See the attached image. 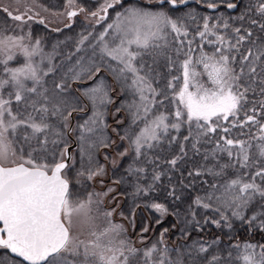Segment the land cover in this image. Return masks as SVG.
I'll list each match as a JSON object with an SVG mask.
<instances>
[{
  "label": "snow or ice",
  "instance_id": "obj_1",
  "mask_svg": "<svg viewBox=\"0 0 264 264\" xmlns=\"http://www.w3.org/2000/svg\"><path fill=\"white\" fill-rule=\"evenodd\" d=\"M189 2L103 0L89 10L77 0H66L63 13L68 28L81 13L98 24L108 19L110 9L121 8L91 47L96 55L99 45L100 59L115 62L116 67H107L121 93L130 97L115 109L126 113L127 126L112 130L120 141H127L118 155L130 157L125 172L135 180L134 195H146L160 181L159 152L175 147L164 160L171 169L189 151L200 158L193 160L187 176L201 178L203 194L195 195L183 211L155 200L145 204L160 214L156 223L167 216L179 223L144 247L124 236L123 225L112 222L115 209L101 207L103 197L115 189L88 192L84 198L72 191L74 184L106 174L96 152L117 143L106 135L109 125L101 110L115 103L109 96L115 89L106 87L103 79L85 89L82 95L93 111L72 128L73 114L86 105L72 94L71 82L95 78L101 66L92 59L82 62L81 56L59 79L47 80L56 72L53 56L44 52L42 38L24 30L30 21L44 25L45 20L26 3L15 10L0 6L17 22L0 28V264H264V243L238 241L220 247L219 237L192 238L193 231L203 233L208 224L220 228L223 222L231 230L233 220L247 225L249 232L264 233V0H250L237 18L247 20V27H233L222 17L215 22L200 17L202 24L191 38L186 21L195 22L197 15H174ZM203 2L208 8L219 6L215 0ZM226 6L234 9L238 4L228 0ZM221 28L230 29L231 35ZM91 35L81 34L77 51ZM18 57L22 63L9 66ZM116 123L124 125V118ZM77 131L78 168L67 141V134ZM112 163L116 165L115 158ZM146 165H152L147 187L140 183ZM72 168L74 177L68 174ZM168 196L180 199L174 188ZM197 209L214 216L198 218ZM101 219L103 228L97 224ZM172 230L181 240L175 246L166 241ZM85 231L87 240L80 238ZM148 231L144 226L142 232Z\"/></svg>",
  "mask_w": 264,
  "mask_h": 264
},
{
  "label": "trees",
  "instance_id": "obj_2",
  "mask_svg": "<svg viewBox=\"0 0 264 264\" xmlns=\"http://www.w3.org/2000/svg\"><path fill=\"white\" fill-rule=\"evenodd\" d=\"M40 4L45 6L49 11L58 12L63 10L66 4V0H37ZM196 2L194 4H191L185 8H179L174 10V15L178 16H184L189 11L194 12L197 15V19L195 22H192L191 20L186 21L190 28V36L191 33H194L196 31V26L198 24H202V20L200 17H207L210 16L213 18L212 22H215L216 18L222 17L223 19L227 20L230 25L233 27L241 26L244 27L248 26L247 20L240 21L237 18L245 12L246 6L250 3V0H230V2L238 3V8L235 12L228 11L226 9V3L228 0H215V2L218 3V11L216 12H209L207 10L206 4L203 2V0H195ZM103 0H77V3L81 4L84 7H87L89 10H95L96 7L100 3H102ZM121 8L118 5L114 9L109 10V22L112 21L115 17V13L117 11H120ZM14 25L12 24L10 18L6 17V14L0 11V28H11ZM33 27V35L35 38L39 37L42 38L43 43H46V47L51 43L57 44V46H54L56 54V58L53 61V64L56 65V72L54 74H50L49 77H47V80H51L53 77L56 79H59L60 75L66 72V68L64 65L67 64L68 60H72L75 56H72V52L74 51V47L77 42L80 39L81 34L87 35L88 33L92 32V29H96V33L103 32L104 25L102 26H96L92 28L91 26H84L76 24L75 26H72L71 28L64 29L61 33H54L51 34L48 29L40 24H35ZM30 30V31H31ZM222 33H226L231 35V30H225L223 28L220 29ZM254 31H258L254 29ZM96 38L95 33L90 39ZM171 40L172 37H169ZM198 40L199 37H196ZM90 41L85 42V47L88 45ZM243 51V49H241ZM3 68L2 65H0V69ZM69 68V67H68ZM101 70H104L101 67ZM101 76H107L109 81L113 82L114 89H120L119 84L112 78H110V74L99 72L98 75L95 76V78H82L80 81L71 82V89L72 94L77 95L81 97V103L82 105H86L85 110L82 112L74 113V125L73 128H75L84 118H86L89 115L90 111V103L88 102L87 98L83 97L82 93H80L82 89V85H90L91 83H94L98 78ZM90 79V80H89ZM96 79V80H95ZM114 93V92H113ZM114 97V94H112ZM112 97V99H113ZM130 99L128 93H124L121 96H118L114 101L115 103L109 104L108 111L107 112V125L109 127L107 128V131L109 132V138L113 140L114 133L111 132L112 126L119 131L122 127L127 126L128 119L126 116V113L124 111H121L118 113V116L113 119L112 114L115 112V109L124 101ZM78 114V115H77ZM124 118V125H119L116 123L117 119ZM114 122V123H113ZM236 129H233L232 135L236 134ZM123 133L121 132V135ZM182 134H186L182 130ZM69 134H67V141L68 144H71V141L69 139ZM116 139H119L117 134L115 135ZM75 138V137H74ZM244 138V137H241ZM76 139V138H75ZM77 143L79 144L78 140L76 139ZM208 147H211L209 145ZM101 148V147H100ZM100 148L96 152V161L98 165L101 166L102 159H101V152ZM113 146L110 148H104L103 152H106L107 150H112ZM127 148V141H124L120 144V148H118L117 152L120 153L124 151ZM76 154L79 152V145L77 149L75 150ZM175 151V147L173 146L172 149H169L168 151L159 152L158 154L161 157V160L159 161V168L157 169L163 175L161 176L160 181L156 182L154 185V190L150 191L146 195H134L135 193V180L133 177L127 176L125 169L127 165L130 163V157H124L121 159V161L114 167L109 175H108V181L110 183H113L116 188V196L120 199V204L118 206L117 212L111 217V220L114 224H121L126 229V232L124 233V236H126L128 239L132 240L137 247H144L145 245H150L152 243H155L160 233L165 228H170V226L174 223H179L174 217L167 216L163 219L161 223H156V220L159 217V213H156L154 210L148 209L145 207V204L148 202H151L155 200L156 202L164 203L169 207L170 210H173L175 208H179L181 211H183L186 206L191 203L192 199L197 194H203L202 189L204 187L201 178L195 177L190 178L187 176V172L192 168L193 160H199L200 158L198 156L194 157L191 151H189L188 156L179 162L176 166V169H171L170 166L164 162L166 158H170L171 154ZM108 152H106V155ZM77 164L76 168L79 167V159L76 158ZM148 168V172L146 174V177H142L140 180V183L143 184L145 187H147L149 184L152 183L151 176H152V165H146ZM69 169L68 172H74V169ZM75 176V175H74ZM73 176V177H74ZM125 177L126 179L122 181L121 183L117 184L115 183L116 180H119L121 177ZM72 177V176H71ZM195 180V183H191L190 181ZM204 179H210L209 177H204ZM96 180V179H95ZM82 181L81 184H74L73 188L75 187H81L83 186L84 194L86 195L88 192H103L101 190H98L94 185V181ZM186 185H190L187 186ZM72 188V189H73ZM175 189V196H178L180 199L175 200V197L168 196V192L170 189ZM104 199V197H103ZM105 210H112L113 207H107L105 206V203L103 201V204L101 206ZM134 213V215H133ZM198 218L202 216H214V213L212 212H206L203 209H197ZM99 227L103 228L105 226L103 220L101 219L99 221ZM144 226L149 227V231L147 233H143L142 229ZM141 236L144 237V242L141 243ZM85 237V238H84ZM81 237V239H89L87 234L85 233V236ZM203 237L205 240H213L217 237L220 239V247H227L230 244H235L236 242H244V241H250L253 243L260 242L264 243V233H261L259 231L249 232L248 226L241 224L239 221L233 220V228L230 230L227 227L223 225L220 228H217L215 225L208 224L205 228V231L203 233H200L198 231H193L192 238H199ZM191 239V238H190ZM166 241L169 244V246H175L179 243H181V240L179 238V234L177 230H172L166 235ZM190 242V241H189Z\"/></svg>",
  "mask_w": 264,
  "mask_h": 264
},
{
  "label": "rangeland",
  "instance_id": "obj_3",
  "mask_svg": "<svg viewBox=\"0 0 264 264\" xmlns=\"http://www.w3.org/2000/svg\"><path fill=\"white\" fill-rule=\"evenodd\" d=\"M25 3L28 4L29 6L33 7V10L35 12H39V14H40L39 18H43L45 20V24L43 26H45L51 34L61 33L62 31H64V29L71 28L72 26H75L76 24H79V25L82 24L84 26L85 25L86 26H91L92 28H94L96 26L104 25V29H105L106 25L108 23L112 22V21L109 22V19H107L106 21H103V22L97 24V23H95L93 21L86 20L84 18V14L81 13L77 17L73 18L72 26L66 28L65 24L68 23V20H67L66 16L63 15V13L65 12V7L61 11L53 12V11H49L45 6L40 4L37 0H35V2H33V0H23V2L20 3V4L15 3L14 0H0V6L8 7L10 9H12V10H15L17 7L23 9ZM40 5H42L43 7H40ZM65 6H66V4H65ZM45 8L47 9V11L44 10ZM108 16H109V12H108ZM11 22H12L13 25H15L17 23V22H14V21H11ZM35 24H38V23L31 22V21L28 22V24L24 25V30L25 31H30L31 29L33 30L32 26H34ZM56 28L61 29V31H53V29H56ZM104 29H103V31H104ZM32 30H31V33L33 35V31ZM92 33H93V35L95 33V37L96 38L90 39L92 35L89 36L88 40L90 41V43L88 45H86V47L84 45V47H83V49H81V51H77L76 50L77 49V44L75 46H73L74 47V51L72 52V56H75V57L72 60H68L67 64L64 65V67L67 70L68 67H71L74 64H76V62H77L79 57L83 56L84 57V61H82V62H87L89 59L95 60V62L104 69V70H101V72L110 74V76H111L110 78L115 80L112 72L107 67L108 63H111L113 67H116L115 62L109 61L107 59H105V60H101L100 59V56H99V45H97L96 49H95L96 55H93V49H92L91 45L96 44V41L98 39V33H96V29L95 28L92 29L91 34ZM33 38H35L34 35H33ZM108 38L109 37H106V39H108ZM42 43H43V41H42ZM46 46H47V44L43 43L44 52L48 53V54H52V56H53L52 63H53V61L56 58V54H57V52H55L54 46H57V44L51 43V44L48 45L50 47H46ZM20 63H22V60L18 57L17 60L14 61V62H11L9 66L15 67V66H18ZM44 66L47 67V61H45V65ZM2 74L3 73H2V68H1L0 69V75H2ZM101 79L104 80V83H105L106 87L110 86L111 88H114L113 82L109 81L107 76H101L100 78H98V80L95 79L96 81L94 83H91L90 85H82V89L80 90L81 91L80 93H83V91L85 89H88V88L96 86V84H98ZM124 93H127V92L125 91V92L121 93V89H116L115 91H109V96L112 98L113 97L112 94H114L113 99L115 100L118 96H121ZM108 107H109V105L101 106V110L105 111V113H106V115H105V123L106 124H107V118H106L107 117V112H109L108 111ZM85 108H84V110H85ZM92 111H93V108H92V105L90 103V111L88 112L89 115L86 118H84L79 124L83 123L86 119H88V117L91 116ZM114 113L115 112H113V114H112V118L113 119H115L118 116V113H115V114ZM117 120H119V118ZM75 128H77V126ZM113 128H115V127L112 126L111 132H113L116 135V132H114L112 130ZM105 131H106V135L109 137V134H108L109 132L107 131V128H106ZM71 134L73 135V137H75L78 140V131L77 132H71ZM115 135H114L113 140H115L117 143L115 145H113L112 150H107L106 151V152H108L107 155H106V152H103L104 147L100 148V152L102 151L101 152V159H102L101 166H103L106 174L103 177H97L96 180L93 182L95 184L94 186L98 190H101L103 192L107 191V189L109 187L115 189V191L110 192L103 199V201L105 203V206L113 207V209H115L114 215L117 212L118 206L120 204V199L117 198V196L115 195L116 192H117V188H116V186L113 183H110L108 181V175H109L110 171L114 167H116V165L121 161V158L119 157L117 150H118V148H120V144L122 142H124V141H120L119 139H116ZM73 156H75V158L80 159V152H77V154H76V151L74 150L73 151ZM106 157H107V159H106ZM113 158H115L116 161H117L115 166H113V163H112ZM73 169H74V172H71V173H69L70 171L68 172L70 177L71 176L73 177L75 175V168H72V170ZM83 189H84L83 186H81V187L77 186V187L73 188L72 191L75 192L76 195L79 196L80 198H84L86 196L84 194V191H86V190H83ZM99 221H97V224H99ZM85 233L87 234V232L85 231L84 234L81 235V237H84Z\"/></svg>",
  "mask_w": 264,
  "mask_h": 264
},
{
  "label": "water",
  "instance_id": "obj_4",
  "mask_svg": "<svg viewBox=\"0 0 264 264\" xmlns=\"http://www.w3.org/2000/svg\"><path fill=\"white\" fill-rule=\"evenodd\" d=\"M195 2H196L195 0H190V2H189L188 5L181 6L180 8H185V7H187V6L191 5V4H194ZM238 3H239V2H238ZM238 3H237V4H238ZM237 8H238V7H237ZM237 8L232 9V8H228V7L226 6V9H227L228 11H231V12H235V11L237 10ZM207 10H208L209 12H216V11H218V7L215 8V9L208 8V7H207ZM74 122H75V119H74V114H73V117L71 118V127H72V128H73ZM68 134H69V135H68V136H69V139H70V141H71V144L69 145V152L73 155V151L77 149V147H78L79 144L77 143L76 139L73 137V135L71 134V132H69ZM18 259H19V258H18Z\"/></svg>",
  "mask_w": 264,
  "mask_h": 264
}]
</instances>
